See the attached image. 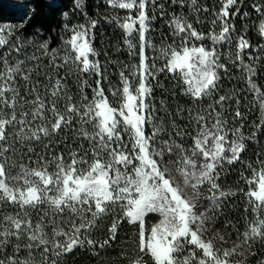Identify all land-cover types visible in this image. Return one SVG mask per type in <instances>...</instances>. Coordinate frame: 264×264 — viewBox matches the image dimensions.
Wrapping results in <instances>:
<instances>
[{"label": "snow or ice", "instance_id": "obj_1", "mask_svg": "<svg viewBox=\"0 0 264 264\" xmlns=\"http://www.w3.org/2000/svg\"><path fill=\"white\" fill-rule=\"evenodd\" d=\"M108 5L127 11L123 22L118 16L109 22L126 33L129 55L137 60L130 68L135 85L122 70V87L110 89L115 106L105 94L107 68L93 46L98 20L85 12L86 23L65 24L70 36L61 48L46 40L38 47L29 42L48 59L43 80L37 76L41 58L33 51L27 59L13 60V52L28 49L14 29L0 27V49H6L0 53V264L38 259L61 264L79 248L98 256L118 242L122 222L137 230L132 253L121 252L127 264H251L257 242L264 247V159L258 158L259 171L247 164L251 179L242 175L248 186L241 189L244 211L254 219L242 232L230 220L217 228L224 199L236 195L223 190L220 171L241 161L257 132L264 134V86L255 79L264 73V47L248 51L251 43L233 22L249 16L242 11L243 0H221L206 33L197 30L205 23L199 15L177 14L166 8V0H108ZM171 5L210 11L198 0H171ZM247 7L261 18L258 31L264 36V0ZM158 18L175 38L166 47L157 48L149 38ZM217 45L234 49L227 62ZM149 49L156 54L149 55ZM159 60L163 64L157 68ZM233 68L260 102L261 120L247 135L240 97L221 94V77ZM61 69L71 76H61ZM164 72L195 105L177 109L188 112L191 131L156 115L160 109L152 100L151 81ZM89 73L96 77L95 87L84 78ZM60 144L64 147L57 152ZM150 214L159 220L149 226ZM109 217L100 239V225ZM233 229L240 243L229 248Z\"/></svg>", "mask_w": 264, "mask_h": 264}, {"label": "trees", "instance_id": "obj_2", "mask_svg": "<svg viewBox=\"0 0 264 264\" xmlns=\"http://www.w3.org/2000/svg\"><path fill=\"white\" fill-rule=\"evenodd\" d=\"M245 2L246 0H243V3ZM104 9L106 7L97 4L95 0H0V24L8 25L9 29H14L15 34L19 37L18 43L28 49L27 53L23 51L20 53L13 52L12 59H27L35 51L29 42L34 43L38 47L46 40L52 47L61 48L63 40L67 37L64 25L68 24L71 26L75 18H78V21H86L83 15L86 12L88 17L98 20L94 29L95 40L93 46L99 53L97 59H99L104 68H107V78L111 80L116 78L117 64L122 63L127 57L122 54V51H119L121 43L120 28L117 24L109 22L113 15L103 12L102 10ZM4 51L6 49H0V53ZM35 55L41 58L40 70L37 76L43 80L44 71L48 66V59L40 51H35ZM57 62L60 63L61 61L58 60ZM230 71V76L221 77V94L233 93L240 97V107L245 115V127L242 131L247 135L254 130L255 124L261 120L260 102L255 99V94L248 93L253 103L249 106L250 110L247 109L243 96L238 93L239 90H242V92L246 90V84L241 79L240 71L237 70L236 72L234 68L230 69ZM59 74L61 76H71V73H65L63 69L60 70ZM84 78L89 80L92 87H95V76L89 73ZM255 79L259 86H264V73H261ZM151 83L154 88L152 100L156 107L160 109L156 115L161 120H166L169 123L175 120L176 125L181 130L191 131V129L187 128L188 112H178L177 109H190L195 107V105L190 101L189 97L182 94L181 89L177 87L176 80L170 74L164 72L159 73L157 79L152 80ZM239 84H244V87L239 88ZM71 85L73 92H75L76 81L74 78L71 79ZM85 92L88 93L89 99H91V88L86 87ZM162 103L164 108H161ZM242 103L245 105L243 106ZM233 115L234 111L230 110L227 113L228 119L231 120ZM64 139H68V137H64ZM63 147L64 145L60 144L56 151L59 152ZM85 147H87L86 144ZM37 150L40 151L41 149L38 148ZM258 158L264 159V134L261 132H257V139L247 142L246 150L241 154V161L232 165L226 164L223 170L220 171L219 182H222L227 187V191L236 193V195L224 199L222 214L217 221V228H222L224 223L230 220L237 228H240L241 232L244 230L242 225L246 224L247 217L245 215L251 214V212L246 213L244 211L247 201L241 189L244 186L245 191H247V186L245 180L242 179V175L247 179L252 178L250 171L246 168L250 162L259 171ZM110 224V217L103 220L97 233L98 238L103 239L106 236L107 228ZM136 232L135 227L122 222V227L118 233V242L113 244L112 247L101 250L98 256L92 250L79 248L65 256L61 264H127V260L121 255V252L132 253ZM232 233L231 241L239 242L235 236V229L232 230ZM255 250L257 251V256L251 261L252 264H258L260 259H264V255H262L264 254V247H260L259 242H257Z\"/></svg>", "mask_w": 264, "mask_h": 264}, {"label": "rangeland", "instance_id": "obj_3", "mask_svg": "<svg viewBox=\"0 0 264 264\" xmlns=\"http://www.w3.org/2000/svg\"><path fill=\"white\" fill-rule=\"evenodd\" d=\"M95 2L97 4L102 5L103 7L104 6L106 7V9L102 10L103 12L110 13L113 16H118L120 18L121 22H123V18L127 15V11L126 10H116V9H113L111 6H109L108 5V0H95ZM198 3H200L203 6L208 7L209 10H210L209 13L208 14L196 13L195 11L189 12V10L186 7L185 8H179V7H177V5H171V0H166V8H168L169 5H170V9H176L177 14H180V15L190 14L192 17H196L197 15H199L200 18L205 23L196 25L197 30L206 33V32L209 31L210 25L208 27H206L205 25L208 24V22L211 20L212 11L219 10L220 4H221V0H198ZM251 3H252V0H246V2L244 3L245 7L242 8V11L249 12V16L246 17V18H244L242 16L235 17L233 22L235 23L237 29L240 30V34L244 35L249 40V42L251 43L252 48L249 49L248 51H251V52L254 53L260 47H264V36H262L259 33V31H258L259 25L261 23V18L254 11V9H252L250 7H247V5H250ZM84 23H86V21H78V18H75L72 25H78V24H84ZM157 25H158V28L156 29ZM4 26H5L4 24H0V27H4ZM71 26H69V27H71ZM65 35H67V37H65L64 40L68 39L69 36H70V32H68L66 29H65ZM120 36H121L120 42L122 44L120 43V50L119 51L120 52L122 51V54L123 55L125 54V57H127V59L124 60L122 63L117 64L118 69H117V72H116V78H112L111 80L107 79L104 82L105 83V87H106L105 94L109 97L110 102H112L114 104V106H115V104L118 103V101H113L112 100L110 89L122 87V85L120 83V77H119L120 71H122V70L125 71L128 79L130 81H132V83L134 85L136 83L135 77L133 76L132 72L130 71V68H131L132 65L137 63V60L134 57L129 55V48H128V45L125 43L126 33H124V31L122 29H120ZM149 38L152 40V42L154 44H156L157 48H160L162 45L166 47L169 43H171L173 41V39H175L174 37L171 36L170 30L167 28V26L159 18L156 21L153 22L152 33L151 32L149 33ZM132 42L133 43H137L138 42V38L135 37V34H134ZM209 43H211V42L209 41ZM217 48L222 53V61H225V62L228 61L230 54L234 52V49H232L231 47H227V46L221 47L220 45H217ZM148 52H149V55H155L156 54L151 49H149ZM90 59H91V57H90ZM245 62L246 63L249 62L247 60V58L245 59ZM162 64H163L162 60L157 61V68L161 67ZM122 65H128L129 68H122ZM234 69L236 70V72H237V70L239 71L238 68H234ZM167 74H170V73H167ZM157 75H159V73ZM171 77H173V76L171 75ZM244 84H239V88H241L242 86L244 87ZM243 92H242V90L241 91L239 90L238 93L241 96H243L242 98H243V100H245L244 103L247 104V109H249V106L253 102L250 100V96H249L248 93H252V92H248V91L246 92V90H243ZM252 94H255V93H252ZM244 103H242L243 106L245 105ZM220 177H221V172H220ZM220 183H221V185L223 187V190H225L227 192V190H226L227 187L222 182H220ZM242 189L245 191L244 186L242 187ZM247 190H248V186H247ZM205 192H206V190H205ZM245 216L247 217L246 223L248 222V220L254 219V216L252 214H246ZM158 220H159V217L156 214H150L149 217L146 218V223L150 226L152 224L157 223ZM136 235H137V232H136ZM237 243H240V241L237 242ZM231 246H232V241H230L226 245V247H229V248ZM133 247H134V244H133ZM235 259L239 260L240 257L237 256ZM36 264H40L39 259L36 261ZM149 264H151L150 260H149Z\"/></svg>", "mask_w": 264, "mask_h": 264}]
</instances>
